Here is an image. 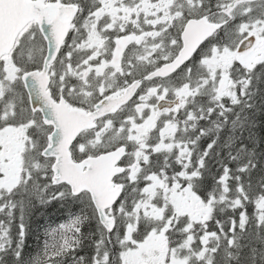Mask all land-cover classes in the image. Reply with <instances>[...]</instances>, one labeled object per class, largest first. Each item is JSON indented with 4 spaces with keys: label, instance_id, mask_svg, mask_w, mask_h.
<instances>
[{
    "label": "snow or ice",
    "instance_id": "obj_1",
    "mask_svg": "<svg viewBox=\"0 0 264 264\" xmlns=\"http://www.w3.org/2000/svg\"><path fill=\"white\" fill-rule=\"evenodd\" d=\"M0 264H264V0H0Z\"/></svg>",
    "mask_w": 264,
    "mask_h": 264
},
{
    "label": "trees",
    "instance_id": "obj_2",
    "mask_svg": "<svg viewBox=\"0 0 264 264\" xmlns=\"http://www.w3.org/2000/svg\"><path fill=\"white\" fill-rule=\"evenodd\" d=\"M66 212L61 206L56 205L48 208L43 212V215L37 214L32 221V236L28 240L29 249L36 247V236L42 234V228L45 225L51 224L55 226L57 223L63 222Z\"/></svg>",
    "mask_w": 264,
    "mask_h": 264
}]
</instances>
